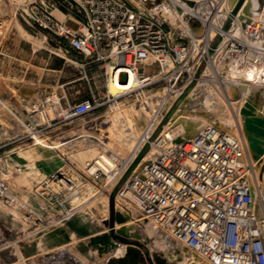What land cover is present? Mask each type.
I'll list each match as a JSON object with an SVG mask.
<instances>
[{"label":"built area","instance_id":"built-area-1","mask_svg":"<svg viewBox=\"0 0 264 264\" xmlns=\"http://www.w3.org/2000/svg\"><path fill=\"white\" fill-rule=\"evenodd\" d=\"M137 2L138 7L123 0H63L58 8L75 20L76 29L52 21L44 9L28 4L34 24L64 40L83 57L80 69L88 85L92 81L88 68L102 67L106 76L103 97L90 90L88 99L65 107L57 97L45 98L41 106H47L51 115L45 114L47 125L84 117L129 97L140 112V106L149 108L157 98L155 119L160 113L162 116L140 147H146L143 167L124 175L139 149L120 162L105 156L106 165L100 156L94 158L86 164L89 176L109 179L107 183L117 187L115 207L121 205V213H135L140 229L155 227L185 247L195 262L264 264V214L256 213L251 160L246 158L249 146L241 128L228 132L206 125L177 143L179 131L165 132L169 118L163 124L172 106L162 112L169 99L178 101L189 86L194 88L209 77L213 65L218 68L222 63L227 71L246 74L251 82L264 86V9L250 20L233 17L223 31L232 10L227 0H196L190 5L184 0ZM217 37L220 43L208 54ZM121 54L124 66L117 62ZM153 64L159 66L158 71L145 75L144 67ZM111 69L118 72L119 83L122 74L127 83L132 73L134 88L118 96L109 94ZM21 172L22 167L9 154L0 156V204L20 215L26 226L13 241L0 246V257L11 245L18 247L78 212L66 208L78 192L63 173L39 181L34 188L38 200L31 205L11 189L10 180ZM106 186L102 191L109 195L112 190L104 189ZM107 219L105 215L102 221ZM109 231L106 225L105 234ZM9 254L16 256L14 251Z\"/></svg>","mask_w":264,"mask_h":264},{"label":"rangeland","instance_id":"rangeland-1","mask_svg":"<svg viewBox=\"0 0 264 264\" xmlns=\"http://www.w3.org/2000/svg\"><path fill=\"white\" fill-rule=\"evenodd\" d=\"M123 1L130 6L138 7L137 0ZM219 1L220 0H215L216 3ZM30 2L34 3L37 2V0H0V50L4 44L20 43L26 51L25 53L22 52L21 56H28L32 54V52H35L34 55L37 59L50 56L53 61V66L64 68L66 76L74 74L76 68L70 60L72 59L75 60V62L82 63L84 61L83 57L80 54H72L74 52L67 48V43L64 40L38 27L37 24H34L29 19L30 6L28 4ZM52 2L58 8V5L61 4L63 0H52ZM253 3L254 6L251 8V17L245 18L246 16L242 15L240 18H245L246 20L253 19L255 13L264 9V0H254ZM66 26L71 29H76L77 27L75 23L70 21L66 23ZM44 31H47L49 35H46V41L42 43V40L37 38V35H34V33H42V35H44ZM66 51H68V53ZM72 56L74 58H72ZM66 59H68V61ZM117 62L119 66H124V55H119ZM26 67L27 69H25V67L17 68L15 72L12 66L6 63L5 66L0 69L5 74L4 79L0 77V156L9 154L13 160L15 159L21 166L26 167L22 169L20 174L13 176L10 180L11 189L15 191L26 189V191H23L24 196L22 198L29 204L35 205L38 198L34 189L31 191L33 183L46 179L51 175L63 173L72 181L73 189L78 192V194L73 197L72 203L68 204L66 207L77 208L78 210V212L69 219L68 225H72V223L75 222H84L87 225L99 222L105 215H108L107 202L109 195L108 192L102 191V189L107 184L104 189L111 191L114 188V184L107 183L109 179H106L102 175L89 176L86 164L94 158L99 157V153L110 158L109 152L111 151L117 152L116 160H113L115 162H120L130 157L129 153L130 151L132 153L136 150L138 142L145 128L148 126L151 114L150 118L148 117L149 115L144 118V115L141 113L142 106H140V112H138V106L134 105V100L129 97L117 102V105H119L121 109L116 112L108 111L113 108L115 104L110 106L105 105L93 113L85 117H80L66 125L64 123H58L53 126H48L47 119L45 118L47 106H41V102L49 97L44 87L46 71L39 66L33 67L27 64ZM226 68L227 67L221 63L217 71L221 72L222 75L218 78L209 70L210 76L196 85L190 97L181 102L177 111L176 121H170L172 127L169 129L179 130L180 132H178V134L180 139L194 135L206 125H215L228 132L235 129V121L230 119L231 117L228 112L224 110L227 109L225 107H228V104L226 103L227 100H224L222 93L226 90L224 83L236 79H234L232 75L226 73ZM158 69L159 66L157 64L146 66L144 67V74H155ZM14 72L20 76H23L24 73L26 74L25 78L21 80V93H19L18 88H15V90L12 89V85L9 82L8 73H10L12 77V73ZM87 75L88 77L94 76L90 87L100 97H103L105 95L106 83V76L104 75L103 68H88ZM66 76L61 78V83L67 81ZM29 80H31L32 83L36 80L37 83L34 85L32 83L29 84ZM119 81L125 83L126 75L122 74ZM94 86H99L101 88L96 90ZM28 89H34L35 91L30 93ZM230 91L232 93L233 90L231 89ZM262 91L263 89L259 92H255L254 100L252 101V106L254 108L253 114L256 116L258 115L257 111H259V109H262V112L264 111V92ZM220 98H223V100ZM233 98L234 101L230 105V108L234 107L233 110H237L240 105L238 103L241 102L238 90L234 92ZM156 99L157 98H154L152 102H156ZM174 100L175 97L169 99L165 105H163L162 112L169 106H172L170 108V110H172L174 108L173 102H177ZM220 112L223 113L221 114ZM160 115L162 116V113H160ZM160 115L157 117V120L160 119ZM147 118H149L148 122ZM109 119H112L113 122L108 124V128H105V126H107L105 123ZM166 121L167 118L165 116L163 124H165ZM225 121L228 122L225 123ZM154 126L150 130L151 132ZM169 126H171V124H169ZM99 133L108 138L109 144L107 146L102 147L92 138L88 139L90 136L97 138ZM117 133L119 137L115 138V134ZM55 135H59V137L52 139V136ZM252 160L251 176L252 179L256 176L259 181V189L257 188L256 190L258 192V194L256 193V213L260 216L264 214V154L256 159L252 156ZM116 208L118 211L123 212V207H121V205L117 204ZM20 218L21 216L16 214L11 208L0 204V240L9 236L7 241H0V246L6 242L13 241L14 238L17 237L16 234L20 228ZM134 220H136L135 213L131 214L130 221L132 222L129 223H133ZM145 228L146 226L143 229H139L140 232H144L143 230H145ZM148 244V251L150 252L156 251L165 253L168 251L167 249H152L149 240ZM19 245L18 247L15 244L11 245L8 249L2 251V260H0V264H72L71 260L58 257L61 253L60 250H55L48 255H41V257L35 256L30 258L24 253H22L23 257H20L17 251ZM32 248L30 249L32 250ZM11 251H14L16 256H11L9 254ZM67 251L72 255V258L79 262V264H96V259L102 257H97V255H95L96 259L90 262L73 246L67 247ZM191 262L195 261L189 253V258L183 264H192Z\"/></svg>","mask_w":264,"mask_h":264},{"label":"crops","instance_id":"crops-1","mask_svg":"<svg viewBox=\"0 0 264 264\" xmlns=\"http://www.w3.org/2000/svg\"><path fill=\"white\" fill-rule=\"evenodd\" d=\"M184 1L193 2L196 0H184ZM34 4L37 5L38 8L42 9V11L44 9L46 13L50 15V18L52 21L63 22L65 23V25L68 21L75 23V20L73 18L69 16L65 17L63 13L60 11V9H58L55 6L52 0H37V2H34ZM258 12L255 13L254 17L258 14ZM42 15H44V13H42ZM43 33L44 35H42V33H39V34L34 33V35H37V38L42 40V43L46 41V35H49L47 31H44ZM67 48H69L68 44H67ZM22 52L25 53L26 51L23 49L20 43L4 44V46L0 50V69L1 67L3 68L6 63L10 64L12 68L14 69V71L17 70V68H21V67H25V69H27L26 67L27 64L33 67L39 66L40 68L44 69L46 71L45 80H44V83H45L44 87H45L46 93L49 96L55 95V97L59 99L60 105L62 107H65L70 104L78 103V102L84 101L89 98L90 90L92 89L90 85H88L85 79H83L82 77L83 73H82V70L80 69L81 62L78 63V62H75V60L71 59L70 62L73 63L76 68L75 73L70 76H66V74L64 73V68H58V67L53 66V61L50 56H47L44 58L41 57L40 59H37V57H35L34 55L35 52H32V54L28 56L27 55L21 56ZM66 52L68 53V51ZM72 52H74L72 53L74 55L78 54L75 51H72ZM72 58L74 57L72 56ZM66 60L68 61V59ZM15 72L12 73L13 75L12 77L10 76V73H8L9 74L8 76L10 79L9 82L12 85V89L15 90V88H18L19 93H21L20 92L21 91V85H20L21 80L25 78L26 74L24 73L23 76H20V75L15 74ZM55 74H58V75H55ZM4 75H5L4 72L0 70V77L4 79L5 77ZM65 76L67 77L66 78L67 81L61 83V78H64ZM91 77L92 79H94V76H91ZM28 83L31 84L32 83L31 80H29ZM35 83H37L36 80H34L32 84L34 85ZM94 88L96 90H99L101 87L94 86ZM28 91H30L31 93L35 90L28 89ZM77 119L79 118L70 119L68 121H65L64 124L66 125ZM58 137L59 135H55V136H52V139H55ZM13 162L18 164L20 167H22V169L26 168L24 166H21L19 163H17L15 159L13 160ZM38 182L39 181H36L33 183L31 187V191H33V189L35 188ZM13 191L16 195H18L21 199H23L22 198L24 196L23 191H26V189L19 190V191L13 190ZM68 222L69 220H67L63 224L54 226L38 234L36 237H34L30 241L20 243L19 249L17 250L19 252V256L23 257L22 253H24L25 255H28L27 257H30V258L35 257V256L41 257V255H48L49 253L55 250H60L61 253L58 255L59 258L60 257L67 258L68 260H71L72 264H79V262L76 261L74 258H72V255L67 251V247L73 246L76 249V246L79 243L87 244L89 239H91L92 237H97V236H101L105 234L106 225L104 224L102 220L99 222H95L93 224H89V225L85 224L84 222H75V223H72V225H68ZM19 226L20 228L18 232L20 230H23L26 227L24 225L22 218H20ZM8 238L9 236L6 238H2V240L0 241H7ZM30 248H32V250ZM120 248H124V247L119 246L116 249H120ZM114 251L102 255V257L99 259L97 258L96 264H104L105 260L108 257H111L113 255L117 257V255L114 254ZM89 254L97 255L96 251H92V250L89 251ZM121 255H123V252L118 256H121ZM0 260H2L1 257H0Z\"/></svg>","mask_w":264,"mask_h":264},{"label":"water","instance_id":"water-1","mask_svg":"<svg viewBox=\"0 0 264 264\" xmlns=\"http://www.w3.org/2000/svg\"><path fill=\"white\" fill-rule=\"evenodd\" d=\"M245 0H236L232 4L231 13L224 23L222 30L228 29L231 19L237 16L242 4ZM190 5L191 2H188ZM239 19H242L238 17ZM220 37H217L213 42L208 54H212L220 43ZM142 69H139V73ZM192 87L189 86L186 91L174 103V108L166 113V118H170L178 105L187 97ZM239 114L243 118V130L248 139V146L256 159L264 154V118L256 116L252 112L250 105H245L240 109ZM189 138V137H187ZM182 139H177V143ZM262 146V147H260ZM146 147L140 149L136 157L127 167L124 175H130L144 157ZM117 187H114L108 196V219L104 223L110 229L109 233L101 236L92 237L87 244L79 243L76 250L88 261L93 262L96 259L95 255H90L89 251H96L97 257L113 252L119 246L124 247L123 255L108 257L104 264H183L188 258V250L181 246L177 247L173 252H156L148 251V240L140 233V228L136 223H129L130 216L126 213H121L115 207V196ZM118 226L115 228V226ZM145 250V251H144Z\"/></svg>","mask_w":264,"mask_h":264},{"label":"bare ground","instance_id":"bare-ground-1","mask_svg":"<svg viewBox=\"0 0 264 264\" xmlns=\"http://www.w3.org/2000/svg\"><path fill=\"white\" fill-rule=\"evenodd\" d=\"M235 1L236 0H227L228 7H231L232 4ZM253 2H254V0H245L244 3L242 4L240 10L238 11L237 17H241L242 15H245L246 16L245 18H250L251 17V13H252L251 12V8L254 6V3ZM245 18H242V19L246 20ZM212 67L213 68H211V71L215 75H219L220 76L221 75V72L217 71L218 68L215 65H213ZM226 71H227V68H226ZM227 73L230 74V75H232V77L236 78V80H232L230 82L224 83L226 90H224V93H222V94H223L224 100H227L226 103L228 104V107H225L224 106L225 108H227V109H224V110H226V112H228L229 116L231 117L230 119H232L236 123L235 124V129H232L231 132H234V130L236 131L237 128H241L242 136H243L244 140L248 143L247 136H246V134H245V132L243 130V118L239 114V111H240L241 107H243L244 104H245V105H250L252 107V112L254 113V108L252 106V101L254 100L255 92H259L262 89H263L262 92H264V86L261 85V84H257V83L251 82L250 81V76H248L246 74L238 73V72L233 71V70H230V69L227 71ZM134 86H135V83H134V80H133L132 73H130V75H129L128 82L125 83V84H121V83L118 82V72H115L112 69L110 70V78H109V80L107 82V91H108L109 94H112L114 96H118V95H121L124 92H126V91L134 88ZM229 89L230 90L231 89L233 90L232 93H231V91ZM193 90H194V88L191 89V91L187 95L186 99H188L190 97V95L193 92ZM236 90H238V95H239V97H241L240 98L241 102L238 103V104H240L239 107H238V109L237 110L236 109L233 110L234 107L233 108H230V105L234 101L233 96H234V92ZM223 98H220V99L223 100ZM156 102L149 103V105H148L149 108L141 107L142 108L141 113L144 115V118L147 117L148 115H149L148 117L150 118V114H151V118L150 119L147 118V122H148V119H149L148 126L145 128V130H144V132L142 134V137H141L140 141L138 142V145L136 147V150L133 151L134 153H136V151H138L140 149V147H142V144L146 142L149 134L151 133L150 130L152 129V126H154L157 123V120L155 119L156 111H153ZM180 104L178 105V107L176 108V110L172 113L171 117L169 118V124H171V126H169V127L168 126H165V132L167 131L166 129H170V127H172V123H170V121H173V120L176 121V115H177L178 108L180 107ZM218 107H220V106H218ZM120 109L121 108H120L119 105H115L113 108L109 109L108 111L109 112H116V111H118ZM261 110L262 109H259V111H257V114L260 117L264 118V111L262 112ZM220 113L222 114L223 112H220ZM224 113H225V111H224ZM46 114L49 115V116H51L49 110L46 111ZM112 122H113L112 119H109L108 121H106L105 124H107V126H105V128H108V124H111ZM152 122H153V125L151 126ZM227 122L225 121V123H227ZM197 124H199V123H197ZM232 127H233V123H232ZM178 131L179 130H175V129L173 130L172 129L169 132H171V133H177ZM117 137H119L118 133L115 134V138H117ZM90 138H92L93 140H95L96 142H98L102 147H105V146H107L109 144L108 143L109 142L108 141V138L106 136H103L101 133H99L97 135V138H93L92 136L88 137V139H90ZM179 138H180V136H179ZM260 147H262V146H260ZM133 152L131 153V151H130V153H129L130 157L134 154ZM109 154H110V157L113 160H116L117 152L111 151V152H109ZM99 156L102 159V160H100L102 162V164L103 165H106L107 159L105 158V155L99 153ZM252 156L253 155H252V153H251V151H250V149L248 147V154H247L246 158L248 157V159H250L251 161H253L252 160ZM125 159H127V158H125ZM145 163H146V158L144 156L142 158V160L136 166L134 172H137L141 167H143V165ZM93 170H94V166H91V168L89 169V171L90 172H93ZM258 170H259V168H258ZM253 179H254L253 180V188H254V192H255V196H256V193L258 194V192L256 190H257V188L259 189V181L257 180L256 176H254ZM107 204H108V202H107ZM143 231L144 232H142V233L140 232V233H141V235H143L145 238H147L149 240L150 246H151L152 249H155V250L156 249L157 250L158 249L159 250H161V249L162 250L163 249L166 250L167 249L168 251L173 252L177 247H181L179 244H177L176 242H174L168 235H165V234L161 233L158 229H156L155 227H153L151 225H147L146 228H145V230H143ZM122 252H124V248H120V249L115 250L114 251V254H116L117 257H119L118 255H120ZM191 263L192 264H198L197 262H191Z\"/></svg>","mask_w":264,"mask_h":264}]
</instances>
